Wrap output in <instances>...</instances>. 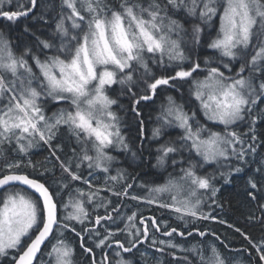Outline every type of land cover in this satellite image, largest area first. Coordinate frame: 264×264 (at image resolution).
Instances as JSON below:
<instances>
[{
    "label": "snow or ice",
    "instance_id": "6c2138e0",
    "mask_svg": "<svg viewBox=\"0 0 264 264\" xmlns=\"http://www.w3.org/2000/svg\"><path fill=\"white\" fill-rule=\"evenodd\" d=\"M38 3L39 0H19L12 10V0H0V17L16 22L32 13ZM181 10L187 13L185 19L199 20L192 23L191 32V43L197 46L203 33L201 25L219 16L216 36L207 46L228 58L229 62L221 63L229 72L231 61H244L234 75H225L220 65L212 66L206 60L207 75L194 78L201 70L200 63L184 66L188 57L182 43L186 42L187 30L184 23L173 18ZM53 35L59 36V46L37 37L43 49H55L54 54L41 59L28 47L17 54L10 38L0 31V98L7 95L8 99L0 107V192L3 193L0 196V256L12 251L14 264H36L38 260L40 264H76V247L68 239L71 235L74 240L79 239L80 249L91 257V264H134V251L140 252V247L149 240L148 247L156 253L175 250L170 255L182 264H245L241 258L244 253L249 254L247 264H264V234L254 241L235 228L248 247L230 249L221 240L225 249L239 253L232 256H226L214 241L207 245L200 241L185 248L172 239L176 235L190 238L196 234L205 239L208 235L215 236L214 232L202 231L192 223L215 219L201 209L206 198L217 203L220 191L214 184L216 177L207 172L200 174L198 169L213 163L227 166L229 171L220 175L229 183L228 177L233 173L242 172L244 165L256 163L258 145L264 144L256 131L258 121L264 120V109L253 114L258 102L264 101V79L257 82L255 78L257 74H264V0H165L163 3L149 0L147 6L141 0H120L119 7L111 5L109 0H61ZM165 57L174 74L156 76L149 60L163 66ZM246 69L248 76L244 75ZM177 81H191V95L205 118L214 125H223V130L214 131L199 122L194 125L196 113L190 115L182 104L167 97L168 103L162 106L157 117L162 123L153 129L152 135L160 137L166 126L180 128L183 135L178 138L179 144L170 140L160 145L157 164L164 165L171 154L182 151L195 152L203 163L189 159L187 167H180V174L170 175L163 185L148 188L146 196L130 195L133 184L127 183L122 172L107 175L103 188L86 179L81 174L84 162L90 170L107 174L114 159L107 149L129 150L121 132V118L112 109L117 100L109 95L110 87L116 83L128 86L131 111L139 117L141 101L152 100L162 86H175ZM49 99L58 104L68 102L71 107L48 115L45 104ZM238 122L247 123L248 130L240 132L233 127ZM140 124L143 137V121ZM62 128L76 142L67 159L61 158L62 145L55 143ZM38 145L48 147L46 161L41 164L30 159L25 161L23 157ZM9 150L21 158L10 159ZM231 160L239 164L232 167L226 163ZM48 163H52L51 169ZM183 163V159H172L173 166ZM57 165L61 176L54 182L59 190L53 192L40 177L49 172L55 176ZM29 168L32 172L27 171ZM255 175L259 179H248V196L257 202L260 215L250 214L248 219L264 224V203L259 202L257 195L264 190V156L257 164ZM75 182L87 185V190L72 187ZM60 190L68 191L67 202H62V197L58 199ZM101 191L110 192L120 201L157 204L170 210L177 219L188 222L191 231H180L169 227L166 221L151 217L146 222L136 211L127 214L122 211L123 203L113 205L111 199L100 195ZM161 194H167L168 199H162ZM88 205L92 206L91 211ZM100 209L104 210L103 215L99 214ZM137 219L142 228L137 227ZM121 223L123 229L119 227ZM109 224L116 225L115 231L108 228ZM149 227L169 239H158L150 234ZM121 231L130 237L127 246L112 239ZM88 239H93L95 248L87 246ZM96 249L102 253L99 260ZM176 251L184 255L177 257ZM124 254L132 258H125ZM44 255L47 261L40 260ZM140 255L144 264H148L147 251ZM151 259L154 264H162L155 256Z\"/></svg>",
    "mask_w": 264,
    "mask_h": 264
},
{
    "label": "trees",
    "instance_id": "16d2710c",
    "mask_svg": "<svg viewBox=\"0 0 264 264\" xmlns=\"http://www.w3.org/2000/svg\"><path fill=\"white\" fill-rule=\"evenodd\" d=\"M119 2L120 0H109V3L115 7H119ZM141 2L144 3L145 6H147L149 0H141ZM161 2L163 3L165 2V0H161ZM18 3L19 0H12V10H15ZM60 3L61 0H39L38 7L35 8L32 13H30L27 17L20 18L16 22H10L5 18L0 17V31H2L7 37L10 38V40L12 41L13 49L17 54L19 53L20 47H22V51L25 47L31 48L34 53L40 56L41 59H44L47 55L54 54L55 49L48 50L43 49L42 45L38 46L37 42L39 43V40L37 39V37L43 40H50V42L54 43L56 46H59L60 38L59 36H54L53 34L55 30L56 20L59 18L60 14ZM5 7L7 8L8 5H5ZM41 16H43L44 19H40ZM186 16L187 13H185L183 10L173 15L174 19H178L182 23H184V27L187 30V35L185 37L186 42L182 43V47L184 48L185 54L188 57V63L184 66L190 67L194 62L200 63L201 70L194 74V78H203L205 75H207L206 71H204L206 67V60L212 66L220 65L221 70L224 71L225 75H234L239 70L241 64L244 61L240 59L231 61V72H229L228 69L223 68V65L221 63V61L229 62L228 58L221 57L215 50L210 49L207 46L210 40L216 36L217 30L219 28V16H216L208 23L201 25L203 28V33L201 37V43L198 46L194 43H191V32L192 23H199V20H193L191 17L185 19ZM26 28L27 31H25ZM149 65L156 76L174 74L173 69L167 65V62H165V64L161 66L159 64H152L151 60H149ZM244 75L248 76L249 70L246 69ZM255 78L258 82L260 79H264V74H257ZM127 87V85L116 83L109 89V95L111 96V98L117 100V103L113 106V110L116 111L121 118L122 134L125 136L127 143L131 144L132 142H134L136 158L139 157L140 160L144 161V157H146L148 160H145L147 163L144 164L145 167H142L141 170L132 169L126 174L127 183L129 184L136 185L135 178H140L145 175H147L149 178H157L158 181L166 183V180L169 179L170 175L175 176L180 174V167H187L189 159H191L193 162L198 163L201 160H198L197 156L193 152L182 151V153L171 154L170 158L166 160L164 165H162V171H159V169L155 168V165L157 164V156L160 154L157 152V149L160 147V145L170 140H175L179 144L178 138L182 136V132L180 131V129L175 126H166L162 128V134L158 138H154L152 135L153 129L159 127L162 123L157 119V117L161 112L162 106L168 103L167 97L171 96L175 99L177 104H182L185 111H187L190 115L192 112L196 113V116L192 121L194 125L199 122L200 125L211 128L214 131L223 130V126L214 125L212 124V122L208 121L205 118L203 111L199 107V103L191 95V81H177L175 82V86H162L158 90L157 95H155L152 100L141 101L140 105H138V109L141 112V115L139 117H137L136 114L131 111L132 97L131 94L127 92ZM136 90L139 89L137 88ZM260 109H264V101L258 102V108L253 114H257ZM141 121H143V137H141L140 135ZM233 127H235L240 132H246L248 130V125L245 122H238V124L234 125ZM256 131L260 138L264 140V120L258 121ZM8 155L10 159L21 158L17 155H14L11 150H9ZM261 156H264V144L258 145V155L256 156V163L244 165V170L231 176L229 179V183H225L224 177H222L221 175L218 174L217 176H215L216 178L214 180V184L220 189L216 197L217 203H213L211 198H206L203 203V209H205L204 213L209 214L211 217H215V219L210 218L208 220H199L192 222L196 228H199L202 231L214 232L215 236L220 237V240H216L215 236L213 235H208L205 239L200 237L199 235L193 234V236L190 238H182L176 235L172 238L173 241L175 243L181 244L185 248L190 247L193 244H197L200 241H203L205 245L214 241L226 256H232L234 254L239 255V253H233L228 249H225L220 243L221 240L228 244L230 249L239 250L244 247H248L247 241L243 236L235 231V228H240L242 231L247 233L254 241H258L262 234H264V224L259 222H252L248 219L250 214L259 216L260 213L257 208V202L252 201L248 196V191H250V189L248 188L247 182L250 177L259 179V177L255 175V169L260 161ZM47 157H49V150L45 147L43 149L39 148L35 151H31L27 156L23 157V159L25 161L30 159L33 163L41 164L46 161ZM172 159H176L178 161L183 159L184 163L182 165L177 164L176 166H173ZM249 160H251V158ZM52 163H54V161ZM52 163H48L47 167L51 169ZM238 164V161L232 160L231 166L235 167ZM27 171L32 172V169L29 168L27 169ZM84 173L85 169L81 167V174L87 179ZM60 176L61 172L59 166L57 165L55 176H53L52 173L49 172L45 176L40 178L42 180H46L50 189L53 192H56L59 190V186L54 181ZM92 183L94 184L95 182L92 181ZM94 185H97L99 187L105 186V184L101 183H96ZM75 186L87 190V187H85L81 182L73 183L72 187ZM134 190V192L129 191V194H140L139 189H136L134 187ZM2 195L3 193L0 192V196ZM100 195L102 197L111 199L113 205L117 203H123L125 207L122 209V211L127 214H131L132 211H136L138 214H142L146 222L148 218L151 217L155 218L158 221H166L169 227H177L180 231H191V228L188 227V222L177 219L176 215L170 210L162 209L156 204L150 205L141 201H133L130 199L120 201L107 191L101 192ZM257 195L259 202L264 203V190H262ZM61 197L63 198L62 202H67L68 191L60 190V197H58V199H60ZM88 208L91 211L92 206L88 205ZM99 214L103 215L104 210L100 209ZM94 216L95 214H93V221ZM219 221H224V223H220ZM136 223L137 227H143L139 225L138 219ZM230 225L232 227H230ZM79 227L80 226L77 225V228ZM119 227L120 229H123L124 224L121 223ZM161 227H163V224L161 225ZM108 228L115 231L116 225L109 224ZM100 231L101 233H103L104 228L101 227ZM149 232L150 234L155 235L158 239H162L165 241L169 239V237H165L160 233L154 232L151 227H149ZM68 239L69 241L73 242L76 247V264H91V257L85 254L80 249L79 239L77 238L74 240L71 235L68 236ZM112 239H118L121 242L125 243V245L127 246L130 237L127 235V232L121 231L117 232ZM150 242L151 241L149 240L143 247H140V252L147 251L148 253V264H154V261L151 259L152 256H155L159 260H161L162 264H182L179 259H173L172 255H170V252H172L171 250H165L163 254L156 253L154 248L148 247ZM86 244L88 247L95 248L93 239L86 240ZM112 247L115 248V245L113 244ZM45 251H47V249H45ZM140 252L134 251V264H144V259L141 257ZM13 254L14 253L11 252L6 257H0V264H13ZM175 254L177 257H181L184 255V253H178L177 251L175 252ZM101 255L102 253L100 252V250L96 249L97 260L101 258ZM124 256L125 258H132L131 256H129V254H124ZM248 256V253H244L243 257H241L242 259H245V264H247ZM47 259L48 257L46 255L40 257V260L43 261H47ZM36 264H40V261L38 260Z\"/></svg>",
    "mask_w": 264,
    "mask_h": 264
},
{
    "label": "rangeland",
    "instance_id": "374dc122",
    "mask_svg": "<svg viewBox=\"0 0 264 264\" xmlns=\"http://www.w3.org/2000/svg\"><path fill=\"white\" fill-rule=\"evenodd\" d=\"M37 45L39 46L40 44L37 42ZM21 51H22V47H20V50H19L18 54H20ZM215 51L220 55V53L217 50H215ZM157 58H159V57H157ZM224 58H226V57H224ZM165 62H167V57H165ZM29 63H31V59L30 58H29ZM187 63H188V59L184 62V65H186ZM33 70L35 72H37V74H38V69L35 68V65H33ZM7 102H8L7 95H5V97H3V98H0V107H3L5 104H7ZM113 106H112V109H113ZM70 107H71V105L68 102H62V103L58 104V103H56L55 101H53L51 99H49L47 101V103L45 104V109H46V112H47L48 115H51L53 112H56L58 109L70 108ZM218 126H223V125H218ZM180 131L182 132V135H183V130L180 129ZM121 132H122V128H121ZM55 143H58V144L62 145L63 151L60 153V155H61V158H65V159H67L69 156L72 155V149L76 147L75 139L70 135V133L68 132V130L66 128H62L61 131L58 133V138L55 141ZM45 147L48 148L47 146L38 145V146L32 148L29 151V153L31 151H35V150H37L39 148L43 149ZM107 152H108L109 155H111L114 158L111 161V163H110V171H109V173L106 174V173H103V172H101L99 170H90L88 168V166H87V162H84L82 164V166H81L83 169H85L84 175L91 182L92 181L95 182L94 184H96V183L105 184V177L107 175H116L118 172H122V173H124L126 175L133 168H137V169L141 170L142 167H143V164L147 163L146 161H148L146 157H144V161L146 160L144 162V161L136 158L135 155L134 156L132 155L133 153L136 154L135 147H134V142H132L131 144L129 143V150L128 151H124L122 149H118V148L112 147V148L107 149ZM193 153L195 154V152H193ZM13 154L16 155L15 153H13ZM197 158H198V160L201 159V157H198V156H197ZM250 158L251 157H249V159ZM200 161H199V163H203L202 159ZM0 163H2V162H0ZM226 163H228V162H226ZM230 163H228V164L232 165V160H231ZM155 168L159 169V171H162V166L161 165L156 164ZM228 171H229V168L227 166H218L215 163H213V164H204L203 168L198 169V172L200 174H204L205 172H207L208 174L214 175V176H217L218 174L220 175L221 172L227 173ZM90 172L92 173L91 175H89ZM235 174L236 173H233L231 176H233ZM231 176H229L228 179H230ZM135 179L134 180L136 181V185H133V188L130 189V192H134L135 191L134 187H135L136 189H139V192H140L139 195L140 196L148 195V188H150V187H155V186H158V185L165 184V182L163 183L161 181H158L157 178H149L147 175L142 176L140 178H135ZM101 188H103V187H101ZM101 192H106V191H101ZM131 195H137V194L134 193V194H131ZM161 198L162 199H168V195L167 194H161ZM201 210L203 212L205 211V209H203V205H202V209ZM68 211H71V209H68ZM166 250H171V249H166ZM171 251H173V250H171ZM11 252L12 251H9V253L7 255H2L0 257H6ZM177 252L178 253H182V252H179V251H177Z\"/></svg>",
    "mask_w": 264,
    "mask_h": 264
},
{
    "label": "flooded vegetation",
    "instance_id": "af4514ba",
    "mask_svg": "<svg viewBox=\"0 0 264 264\" xmlns=\"http://www.w3.org/2000/svg\"><path fill=\"white\" fill-rule=\"evenodd\" d=\"M135 157H136V156H135ZM138 159H140V158L138 157ZM144 164H145V163H144ZM144 164H143V167H145ZM135 169H137V168H133V170H135ZM137 170H138V169H137ZM75 187H78V186H75Z\"/></svg>",
    "mask_w": 264,
    "mask_h": 264
}]
</instances>
